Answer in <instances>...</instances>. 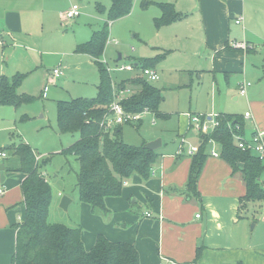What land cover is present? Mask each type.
I'll return each instance as SVG.
<instances>
[{
    "label": "rangeland",
    "instance_id": "1",
    "mask_svg": "<svg viewBox=\"0 0 264 264\" xmlns=\"http://www.w3.org/2000/svg\"><path fill=\"white\" fill-rule=\"evenodd\" d=\"M141 1L143 0H134L130 15L121 21L109 20L111 0H83L81 3L77 1L82 7L80 17L82 25L94 29L107 27L109 39L100 62L107 69H111L109 74L115 86L127 84L135 75V72L118 71L119 66L134 64L137 61L144 66L145 60H153L148 64L156 67L160 80L151 84L158 89H171L165 94L166 101L163 106L161 105L163 112L160 111L167 120L156 118L150 112H140L144 118L138 123L122 126V139L126 144L140 147L144 143L161 139L163 149L169 151L177 146L175 143L178 144L179 135L187 134L185 147L195 146L198 142V133L194 127H190V120L186 114L189 112L205 114L214 111L216 114L229 113L235 117L244 115L251 109L247 99L234 100L238 93V84L243 81L250 82L253 89H257L258 99H264V85H260L261 81L258 78V69H263L261 64L264 61V0H247V19L244 28L237 27L234 20L230 23L229 41L245 42L252 47L250 51L253 50L249 54H244L226 48L230 54L244 57L243 59L234 57V64L232 62L234 67L242 69L244 64L248 68L243 75H239V72L232 73L231 79H228L226 74L215 72V52L208 50L205 31L196 17L190 16L177 24L163 23L157 26L156 20L161 18L159 7L151 4L148 9L143 10L140 7ZM99 3L105 4L107 10L97 15L96 5ZM66 23L78 24V20ZM84 32L74 34L72 28L59 21L45 28L38 27L37 24L27 40L15 41V46L4 48L3 61L8 65L4 74L10 78L14 75H24L17 93L32 97L34 102L23 104L18 109L0 103V152L9 154L12 159L13 152L5 149V146L18 145L23 141L33 149L38 160L53 156L51 165L46 168V177L53 189L49 222L71 227L81 225L85 237L93 241L103 233L100 231L102 228L106 233L109 232L110 227L104 228V225L112 224L111 227L119 232H126L129 227L122 228L124 222L118 217L114 219L112 217L114 212L104 213L100 210L93 212L90 205L79 201L76 187L79 163L74 156L63 154L79 135L59 132L58 103L78 98H95L101 79L95 61L92 62L84 54L76 53L77 44L83 42L86 37ZM135 34L138 37L134 38ZM113 40H117L119 44H115ZM120 53L123 55L122 61H118ZM1 56L0 52V58ZM155 59L158 60L154 61ZM56 68L63 70L64 76L51 81V73ZM47 84L49 90L44 94ZM132 89L131 86L126 87L125 90L128 92L124 95L126 96L124 100L133 96ZM213 90L216 91L214 99ZM114 92L117 101L119 91L115 88ZM262 104L264 101L257 104L258 110L262 111ZM238 121L242 126V119L238 118ZM246 123L251 126V121ZM262 124L264 125L263 120ZM258 130L264 131L261 128ZM11 159L5 162L9 165L12 163ZM156 164L153 166L151 177ZM138 177L146 181L141 176ZM9 183L8 196L18 203L21 202L19 176L11 174L8 183H4L5 188ZM63 196L73 200L68 211L60 207ZM244 202L262 208L264 200Z\"/></svg>",
    "mask_w": 264,
    "mask_h": 264
},
{
    "label": "crops",
    "instance_id": "2",
    "mask_svg": "<svg viewBox=\"0 0 264 264\" xmlns=\"http://www.w3.org/2000/svg\"><path fill=\"white\" fill-rule=\"evenodd\" d=\"M77 1L83 2V0H0V32L2 33L0 78L6 75L4 73L8 68L3 61L5 60L3 58L4 48L15 46V41L27 40L37 24L38 27L45 28L53 22H62V13ZM99 4L107 9L105 4ZM99 4L96 5V11ZM151 4L159 7L161 17L163 11L160 5H171L174 12L180 15V19L173 24L180 23L190 16L197 18L205 31L208 50L215 52L214 68L217 74H226V77L231 79L232 73L239 72V75H243L247 71L248 68L243 63L242 69L233 65L234 57L238 59L244 57L226 51V48L241 51L244 54L253 51L232 49V42L229 41L232 20L237 27L244 28L247 19V0H157L153 2L143 0L140 7L146 10ZM250 9L251 6L248 12ZM240 16H243V23L237 25L236 19ZM80 17L77 19L78 24H69L66 27L72 28L74 34L85 31L86 37L80 43L84 44L91 39L94 32L102 28H86V25L80 22ZM133 37L136 38L138 35L135 34ZM120 55L123 57L121 53ZM88 57L94 62L90 56ZM134 64L137 68L131 71L135 72L133 77H142L141 69L144 66H141L139 61ZM261 65L263 69H258V78L261 81L260 85H264V61ZM151 68L156 70V67ZM244 82L247 81L238 84L239 89L234 100L246 98L251 109L247 110L244 115L233 117L235 121L237 118L242 119L239 134L250 139L259 131V128L264 130L262 124L264 104H262V111L257 109V104L263 102L264 99L257 98V89H253L252 84L247 88L246 94L242 95L240 88ZM229 84L230 81H228ZM160 90L164 97L163 106L166 101L165 94L171 89L162 88ZM43 93L47 92L43 91ZM215 93L216 91L213 90V99ZM160 111L163 112L162 107ZM213 112L187 113L190 127L193 128L192 116H205L204 120L210 121L211 116L216 114ZM247 112L252 115L250 119L245 118ZM220 114L230 115L229 113H218ZM247 121H251L250 127ZM186 136L187 134L179 135L178 144L175 143L177 146L169 151L163 149L162 142V147L157 150L161 157L156 162V169L149 180L144 182L138 175H134L124 186L121 196L106 198L108 212H114L112 217L114 219L118 217L124 222L121 225L122 228H129L126 232H119L111 227L112 224L104 225V228L110 227L109 232L106 233L102 228L100 231L103 233L99 235L105 236L112 242H126L134 245L140 256V264H159L164 258L177 264H264V203L261 208L250 206V203L242 201L248 193L242 174L235 171L220 156L210 155V150L213 148L211 144L208 147L209 156L198 179L196 190L191 191L188 187V180L194 155L177 156L176 154L181 138L186 142ZM200 137L198 133L196 145L199 146ZM12 146L15 145H6L5 149H10ZM215 150L221 155V147L217 142ZM2 153L5 152H0V165H5V181L1 182L0 177V188L4 189L5 193L0 195V264H12L16 248V225L22 223L25 218V204L22 192L21 202L18 203L7 194L10 183L7 188L4 183H8L11 174H17L21 190V183L26 176L9 171L10 164L8 165L5 160H10V155L5 153L6 157H2ZM262 164L264 165V162ZM148 213L151 217L147 216ZM77 226L82 228L81 225ZM97 237L93 241L88 240L82 228V241L86 250L94 246Z\"/></svg>",
    "mask_w": 264,
    "mask_h": 264
},
{
    "label": "trees",
    "instance_id": "3",
    "mask_svg": "<svg viewBox=\"0 0 264 264\" xmlns=\"http://www.w3.org/2000/svg\"><path fill=\"white\" fill-rule=\"evenodd\" d=\"M134 0H111L109 20L118 21L130 15ZM163 15L156 25L173 23L180 19L171 5H160ZM107 9L99 4L97 13ZM173 14V16H170ZM109 32L105 26L94 32L91 39L80 44L76 53L90 56L97 64L101 79L95 98H78L58 103L57 127L62 134H77L78 139L63 151L72 155L79 163L76 187L79 201L90 205L93 212L107 213L106 198L119 197L125 183L134 175L144 180L151 178L153 166L160 159L158 151L140 146H131L122 139V126L106 130L107 120L112 118L111 106L116 94L131 86L133 96L122 100L127 112L147 111L156 118L164 119L160 107L164 101L162 91L138 76L127 84L114 85L107 68L100 62L105 54ZM158 59H155L156 61ZM145 60L143 68L152 67ZM135 68L137 66L133 64ZM148 65V66H147ZM24 75L0 78V103L18 109L23 104L34 102L32 97L17 93ZM233 118V119H232ZM219 126L208 135H201L198 152L193 156L188 187L196 190L198 179L209 156V141H216L221 147L220 157L242 174L248 193L242 201L264 200V165L251 152H243L235 146L233 134L238 133V118L220 114ZM229 123L232 128L229 127ZM141 126L138 127L140 129ZM241 127V124H240ZM242 128V127H241ZM239 134V133H238ZM9 150L13 152L11 172L22 173L26 178L21 183L25 204V218L16 225V248L12 264H140L136 247L126 242H112L99 235L94 246L86 250L82 241V228L49 222L53 190L47 179L46 168L53 156L38 160L33 149L21 141ZM15 164V165H14Z\"/></svg>",
    "mask_w": 264,
    "mask_h": 264
},
{
    "label": "built area",
    "instance_id": "4",
    "mask_svg": "<svg viewBox=\"0 0 264 264\" xmlns=\"http://www.w3.org/2000/svg\"><path fill=\"white\" fill-rule=\"evenodd\" d=\"M82 15V7L80 4H72L65 12L62 13L61 18L62 22L65 26H67L68 23L66 22H72L77 20L80 16ZM243 23V16H240L236 19V24L241 25ZM1 35L2 33L0 32V45H2V40H1ZM115 44H119L117 40H113ZM232 49L235 50H243V51H248L252 49V47L245 43V42H238L234 41L231 44ZM135 69L133 64L129 65H121L118 68V71H128L131 72ZM108 72L111 71V69ZM63 71L60 68H56L53 70L51 73V81L57 80L61 76H63ZM141 75L142 78L145 79L148 83H153L159 80V75L157 71L151 67H146L141 69ZM251 86V83L249 82H244L241 85L240 88V93L242 95L246 94L247 88ZM49 88V84L46 85L45 87V92H47ZM128 91L127 90H122L118 92V98L117 101L113 103L111 106V113H112V118L107 120L106 122V130H112L117 126H123L126 124H133V123H138L142 118H144L141 114L139 113H130L127 112L124 107L121 104V101L125 99L126 96H124ZM147 112V111H145ZM148 113V112H147ZM252 117L250 112H247L245 114L246 119H250ZM219 115L215 114L211 116L210 121L204 120L205 116H192V124L193 127L197 130L198 133L203 134V135H210L215 128L219 126V121H218ZM202 120H204L202 122ZM229 127L232 128V125L229 123ZM236 130L240 131V126L236 125ZM233 134L234 138V143L235 146L242 150L243 152H251L257 159L260 161L264 162V131H258L256 132L250 139H246L240 134ZM185 142L184 140L182 143L179 145L178 150H177V156L181 155H188V156H193L195 155L198 150H199V145L191 146V147H185ZM209 144L213 146V148L210 150V155L219 157L220 154L215 150L216 146V141L210 140ZM2 157H6L5 153L1 154ZM127 182L125 183V185ZM5 193V190L0 188V195H3ZM148 217H151V214H147ZM199 217V215L197 216ZM159 264H177L171 260L168 259H161Z\"/></svg>",
    "mask_w": 264,
    "mask_h": 264
},
{
    "label": "water",
    "instance_id": "5",
    "mask_svg": "<svg viewBox=\"0 0 264 264\" xmlns=\"http://www.w3.org/2000/svg\"><path fill=\"white\" fill-rule=\"evenodd\" d=\"M122 59V56L119 54V60ZM162 146V140L161 139H157L155 141L152 142H148L145 144V148L152 150V151H157L160 147ZM5 165L1 164L0 165V177H1V182L5 181ZM72 203V199L68 196H63L61 199V203H60V207L61 209H63L64 211H68L69 206Z\"/></svg>",
    "mask_w": 264,
    "mask_h": 264
}]
</instances>
